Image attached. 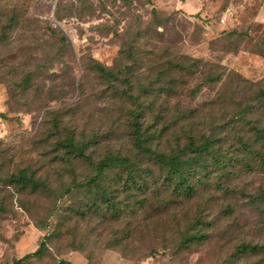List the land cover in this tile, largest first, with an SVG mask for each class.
I'll list each match as a JSON object with an SVG mask.
<instances>
[{
	"label": "rangeland",
	"instance_id": "rangeland-1",
	"mask_svg": "<svg viewBox=\"0 0 264 264\" xmlns=\"http://www.w3.org/2000/svg\"><path fill=\"white\" fill-rule=\"evenodd\" d=\"M0 7L1 19L8 20L11 15L17 19L5 25L4 34L0 32L1 175L27 168L38 175L48 174L57 187L64 186L59 172L68 171L69 166L58 169L49 160L55 158L57 133L66 130L89 140L88 152L96 157L107 151L134 152L127 135L128 103L96 74L85 70L90 58L110 66L123 45L139 47L145 58L149 52L163 58L185 54L223 65L252 82L264 80V56L259 54L264 51V0H0ZM45 26L65 35L62 52ZM229 31L236 34L229 36ZM27 75L29 87L23 89L19 82ZM188 81L190 87L200 79ZM218 86H201L195 97H180L178 108H203ZM55 113L60 124L57 133L52 125ZM180 123L174 126L178 135ZM75 170L79 175L86 172L78 166ZM222 184L216 179L211 189H201V201L207 206L203 214L207 219L219 218L222 224L236 219L242 227L233 233L236 236L224 241L221 250L213 240L177 254L158 247L151 257L150 248L160 246L159 236L153 245L141 241L124 253L107 245L119 235L114 234L122 227L119 222L111 223L107 231L100 229L101 236L81 222L73 233L77 234L75 245L82 249L66 247L70 237L59 238L54 231L63 212L50 213L44 195L28 197L0 186V264L33 252L49 233L47 250L21 264H55L58 260L63 264H216L230 253L238 237L264 238L258 235L264 234V227H259L264 225V206L254 209L249 201V195L264 191V172L240 174L230 198L222 193ZM81 196L74 190L62 202L78 203ZM21 201L30 211L21 207ZM226 205L234 208L231 219L222 216ZM192 211L194 207L186 205L179 217L190 216ZM75 225L68 221L62 231L72 234Z\"/></svg>",
	"mask_w": 264,
	"mask_h": 264
},
{
	"label": "trees",
	"instance_id": "trees-1",
	"mask_svg": "<svg viewBox=\"0 0 264 264\" xmlns=\"http://www.w3.org/2000/svg\"><path fill=\"white\" fill-rule=\"evenodd\" d=\"M151 11L156 17V8L152 6ZM15 22L14 15L3 20L0 13V32L4 34L5 25ZM45 28L57 38L58 50L62 52L66 47L65 35L50 26ZM142 54L137 46L123 45L110 66L94 58L85 64L86 71L96 74L128 103L127 135L134 152L107 151L96 157L88 152L89 140L71 130L57 133L60 124L55 113L52 122L57 133L55 158L49 162L62 170L69 166L68 171L59 172V181L65 185L57 187L48 174L38 175L20 168L0 174V186L11 187L28 197L44 195L50 202V213L63 212L62 222L55 225L54 231L59 238L69 236L64 245L72 249H82L75 245L77 234L73 233L81 222L90 225L98 236L103 235L100 229L107 231L111 223L119 222L122 227L114 233L119 235L110 238L107 245L119 247L122 253L141 241L153 245L157 236L160 246L151 247L149 257L158 247L172 249L177 254L213 240L221 250L223 242L242 228L241 223L236 219L224 224L217 217L207 219L203 214L207 206L201 201V189H211L219 179L223 182L222 193L230 198L235 194V180L240 174L264 172V80L252 82L223 65L215 66L185 54L164 58L153 52H149L148 58ZM259 54L264 56V51ZM194 78L200 82L189 87L188 80ZM29 83L27 75L19 86L26 89ZM216 84L219 86L213 98L203 108L180 111L177 99L195 97L201 86ZM7 85L10 93L11 86ZM179 122L180 135L174 129ZM76 166L86 172L77 174ZM28 186L31 190L26 191ZM74 190L82 193L80 202L64 204L62 201ZM249 197L254 209L264 206V191ZM20 205L30 211L22 201ZM186 205H192L194 211L190 216L179 217ZM221 213L231 219L234 208L226 205ZM68 221L76 224L71 228L72 234L62 231ZM261 233L258 235H264ZM50 241V233L43 235L36 250L10 264L40 257ZM239 263L264 264V238L238 237L230 253L216 264ZM55 264L63 262L58 260Z\"/></svg>",
	"mask_w": 264,
	"mask_h": 264
}]
</instances>
